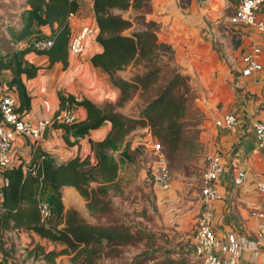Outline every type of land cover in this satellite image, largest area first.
Here are the masks:
<instances>
[{
  "label": "crops",
  "instance_id": "crops-1",
  "mask_svg": "<svg viewBox=\"0 0 264 264\" xmlns=\"http://www.w3.org/2000/svg\"><path fill=\"white\" fill-rule=\"evenodd\" d=\"M77 1L78 9L69 19L71 32L78 31L86 24L94 28V32L84 40L83 51L74 55L67 49L66 64L61 59L51 61L45 52L31 50L24 55L28 63L37 66L32 76H21L30 95L28 108H22L21 111L31 121L50 117L64 108L75 111L77 119L85 117L86 110L83 106L68 101L61 104L59 93L64 96L72 95L75 99L86 97L98 105L114 101L118 96L119 90L112 84L109 76L90 61V56L102 49L101 44L95 40L97 25L93 0ZM237 2L238 0H188V3L181 5L179 0H151L146 16L158 22V38L172 45L176 63L183 71L196 78L200 88L197 99L204 116L199 122V140L204 166L206 167L209 154L218 153L222 167L216 180L220 196L211 204L212 228L218 236L227 232L236 233L241 243V258L250 264H264V238L257 237L261 219L251 214L255 209L264 210V191L256 187L257 180L264 175V150L257 148L253 131V123L264 112V28H236L232 32L235 42L232 45L222 31V26L225 22L228 24V18L234 12ZM258 18L264 20V4L258 12ZM40 31L47 33L49 27L41 25ZM254 45L261 48L258 59L263 67L243 75L242 56ZM5 71L4 76L0 77V97L5 92H12L18 98L17 91L10 88L8 83L10 70ZM131 105L132 101L123 111L129 110ZM227 112H233L237 116L235 130L219 127L215 123L217 118ZM110 127L111 122L105 120L100 126L76 139L69 135L71 140H75L71 144L64 139V129L57 125L46 127L36 139L17 134L13 139L11 161L7 168L19 167L24 178L28 172L34 173L36 163L41 161V152H46L57 164L74 156L83 158L89 155L91 161H94L90 140L103 139ZM142 129L147 133L144 139H148L144 143L151 149L152 139L155 138L147 126ZM140 132L134 130L127 134L122 146L114 150L116 152L113 154H120L128 144L132 157L135 146L143 141ZM149 164L147 163L148 172ZM120 170L121 165L118 178ZM2 172L0 212L3 199L1 188L8 182ZM240 172L243 175L240 176ZM27 182L29 186H35L31 178ZM201 182L202 175L200 181L193 184L173 180L169 188L154 187L156 213L165 225L164 229L169 236L176 234L177 240L184 244L183 248L193 258L195 218L203 208L199 196ZM61 199L64 210L73 207L83 214L86 209L85 198L74 186H62ZM64 246L32 229L21 226L0 227V264H7L9 261H12L11 264H46L41 255L35 258L34 254L28 255L27 252L35 249L39 251L41 248L45 251L59 250ZM13 256L19 261H15ZM64 256L65 253L57 254L55 264Z\"/></svg>",
  "mask_w": 264,
  "mask_h": 264
},
{
  "label": "trees",
  "instance_id": "trees-1",
  "mask_svg": "<svg viewBox=\"0 0 264 264\" xmlns=\"http://www.w3.org/2000/svg\"><path fill=\"white\" fill-rule=\"evenodd\" d=\"M21 6L19 17L15 22H9L6 29L11 44L4 41L5 49L0 50V74L3 70H10L8 83L17 91L19 110L30 104V95L21 76H32L37 70V66L28 63L24 55L31 50L45 52L51 61L61 59L66 64L70 14L76 12L79 3L77 0H22ZM150 7L151 0H93L97 25L95 40L102 49L94 52L90 61L109 76L119 90L118 96L114 101L98 105L86 97L75 99L72 95L59 93L61 104L68 101L86 110L84 118L57 125L64 129L68 144L75 141L69 135L76 139L105 120L111 122L103 139L90 140L94 161L89 155L83 158L74 156L57 164L46 152H41V161L36 163L34 173L28 172L23 178L19 167L5 168L2 172L8 182L1 188L0 227H25L65 245L59 250H31L28 255L34 254L35 258L41 255L47 263L55 264L57 254L72 253V262L96 264L104 244L128 241L132 234L128 225L92 223L85 220L76 208L64 210L61 188L74 186L85 198V207L90 214L105 213L109 207L105 194L117 185L119 165L132 158L128 144L120 154L112 151L120 147L133 129L147 126L160 143L166 159L171 161L192 156L202 148L195 128L185 119L193 97L189 74L176 65L172 45L158 38V22L146 16ZM125 11H128L127 15L123 14ZM41 25L48 26L49 31L41 32ZM37 38H50L52 44L43 49L35 48L32 42ZM129 64L140 68L130 77L117 75ZM136 91L144 95L153 91V94L133 112L117 110ZM29 178L35 186L28 185ZM40 199L47 200L52 210V217L45 223L40 220ZM181 244L180 251L146 249L144 257L136 258L133 264H201Z\"/></svg>",
  "mask_w": 264,
  "mask_h": 264
},
{
  "label": "built area",
  "instance_id": "built-area-1",
  "mask_svg": "<svg viewBox=\"0 0 264 264\" xmlns=\"http://www.w3.org/2000/svg\"><path fill=\"white\" fill-rule=\"evenodd\" d=\"M263 4L264 0H238L234 12L228 18V24L232 32L241 26H255L263 29L264 20L258 18V12ZM73 14L71 13L70 17ZM93 32L94 28L88 24L83 25L76 32H70L68 52L74 55L82 52L86 36ZM51 44L52 39L50 38H37L32 42V46L39 49L47 48ZM260 50V46L254 45L243 54L242 61L244 65L241 68V74L248 75L263 67V64L258 59ZM18 106V98L12 92H5L0 97V172L10 164L12 143L17 134L36 139L42 135L44 129L48 126L71 124L77 119L75 111L64 108L56 111L50 117L31 121L24 117ZM215 123L219 127L235 130L237 116L233 112H227L217 118ZM253 131L257 141V148L264 150V112L253 123ZM151 155L153 159L149 164L150 176L155 184L162 189H166L170 186L171 169L161 145L156 139L152 140L151 143ZM221 169L219 154H209L199 189L203 208L197 213L195 218L192 252L195 259L199 260L201 264H250L241 258V243L236 233L227 232L218 236L212 228L211 204L213 200L220 196L216 180ZM239 175H243V172H240ZM256 187L264 191V175L257 180ZM38 208L40 220L44 223L47 222L52 217L49 202L45 199H40ZM251 214L261 219L257 237L264 238V210L255 209Z\"/></svg>",
  "mask_w": 264,
  "mask_h": 264
},
{
  "label": "rangeland",
  "instance_id": "rangeland-1",
  "mask_svg": "<svg viewBox=\"0 0 264 264\" xmlns=\"http://www.w3.org/2000/svg\"><path fill=\"white\" fill-rule=\"evenodd\" d=\"M179 2L181 5H185L188 3V0H179ZM21 4L22 0H0L1 51L5 49L4 41L10 43L9 34L7 33L6 29L9 22L13 23L19 17L22 7ZM123 14L127 15L128 11L123 12ZM223 26L222 31L227 35V38L230 39L232 45H235L234 39L232 37V30L229 24L225 22ZM176 65L180 68L177 63ZM139 68L140 67L137 65L129 64L125 69L118 71L117 75L130 77ZM5 73L6 71L3 70V72L0 74V77H3ZM189 82L193 88V97L190 100L189 107L185 114V119L187 122H189L192 128H195L194 130L199 137V122L204 116V112L200 109L198 104L199 100L197 99V97L200 95V88L196 78L190 74ZM152 94L153 91H149L145 95L141 94L139 91H136L132 98L124 105L117 107V110L125 113L133 112V110L140 108L144 101ZM131 101L132 105L129 107V110L123 111L127 104ZM134 130L141 131L140 136L143 138V141L135 146L132 158L120 164L121 170L120 176L117 180V185L110 188L105 194V198L109 200L108 209L101 215H93L90 214L87 209L83 210L82 215L84 219L89 222L123 223L128 225V231L132 232L126 243L116 245L104 244L102 255L97 259L96 264H133L136 258L144 257L143 252L146 249H159L162 251L167 249L171 251L181 250V241L177 240L176 234H171V236L167 234L168 231L164 229L165 225L160 220L161 218L158 213H156L157 210L154 203L155 188H161L152 181L150 173L147 170V163L149 164L153 159L151 156L150 147L144 143L148 140L147 138V140L144 139V136H146L147 133H145L142 127H138L132 131ZM122 144L123 142L121 143L120 147ZM168 161L170 165L169 167L171 169L170 185L172 184L173 180L181 183L193 184L198 180L200 181V177L205 170V160L203 159L202 148L198 151V153L192 156H182L180 158L173 159L172 161L168 159ZM141 172L143 175H141ZM92 184L96 185V182H92ZM71 255L72 253H65L64 258L61 259L59 263L79 264L77 263L78 260H76V262H72L70 260ZM18 257L21 258L20 256ZM14 260L19 261L15 257ZM43 261L47 264L45 260ZM11 263L12 261H9L7 264Z\"/></svg>",
  "mask_w": 264,
  "mask_h": 264
}]
</instances>
